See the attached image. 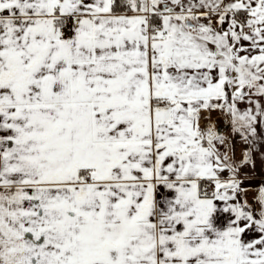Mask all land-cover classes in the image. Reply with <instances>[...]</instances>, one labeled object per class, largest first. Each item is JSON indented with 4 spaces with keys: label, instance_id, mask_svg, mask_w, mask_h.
<instances>
[{
    "label": "snow or ice",
    "instance_id": "obj_1",
    "mask_svg": "<svg viewBox=\"0 0 264 264\" xmlns=\"http://www.w3.org/2000/svg\"><path fill=\"white\" fill-rule=\"evenodd\" d=\"M0 264H264V0H0Z\"/></svg>",
    "mask_w": 264,
    "mask_h": 264
}]
</instances>
